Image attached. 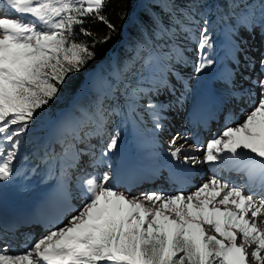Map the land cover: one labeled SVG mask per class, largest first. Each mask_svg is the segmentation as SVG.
I'll use <instances>...</instances> for the list:
<instances>
[{"label":"snow or ice","instance_id":"snow-or-ice-1","mask_svg":"<svg viewBox=\"0 0 264 264\" xmlns=\"http://www.w3.org/2000/svg\"><path fill=\"white\" fill-rule=\"evenodd\" d=\"M110 2L0 0L15 15L7 18L0 12V182H10L20 174L15 165L21 137L68 86L73 74L97 59V46L106 45L119 33L106 14ZM154 4L167 20L151 17L153 30L141 32L144 43L138 45V52L148 51L146 63L173 55L179 63L183 58L179 39L184 37L195 42L201 53L195 71L211 66L214 61L205 52L213 48L209 35L213 12L219 13L215 23H223L230 35L240 28L252 32L256 27L264 35V0H154ZM126 16L121 12L119 19ZM89 24H102L108 31L98 34ZM155 40L168 45L169 51H149ZM239 50L236 45L235 51ZM259 65L264 74V57ZM253 66L250 61L249 67ZM115 75L117 84L109 85L113 96L122 82L120 74ZM251 84L258 91L243 93L249 98L250 110L235 126L230 125L239 120L237 116L229 113L225 117L229 126L208 142L202 161L214 172L219 162L229 171L244 174L245 183L213 175L188 194L152 191L133 196L117 190L110 172L87 173L78 177L83 204L76 214L55 230L26 242L22 250L0 239V264H264V228L260 227L264 224V75ZM124 87L130 118L142 89ZM105 98L98 96L91 112L84 110L81 119L69 117L61 129L62 190L71 180L69 169L79 166L81 155L91 156L89 166L95 169L119 146L120 132L116 131L98 157L92 151L95 145L87 150L78 147L91 135L103 137L111 115H124L119 107L106 109ZM147 107L162 105L149 102ZM152 117L156 130L161 129L159 113L152 112ZM89 124L94 131L84 133ZM178 139L169 142L170 155L176 159L184 147L176 146ZM49 159L57 158L46 152L44 162ZM184 161L201 162L188 155ZM257 182L259 202L251 191Z\"/></svg>","mask_w":264,"mask_h":264},{"label":"rangeland","instance_id":"rangeland-1","mask_svg":"<svg viewBox=\"0 0 264 264\" xmlns=\"http://www.w3.org/2000/svg\"><path fill=\"white\" fill-rule=\"evenodd\" d=\"M149 1L150 0H137V9L136 10L139 11L142 7L145 6L146 2H149ZM2 6H3V9L6 10L5 12H8L6 6L3 4H2ZM137 11H135L133 14H131V16H130L131 20L137 19V13H138ZM8 13H10V12H8ZM12 14L13 15L11 17L7 16V18H15L14 13H12ZM240 29H242V28H240ZM240 29L238 30L237 33L230 35L228 33L226 27L224 25L221 26V34L220 35L222 37V40L219 43L213 44V48L211 50H207L205 52V54L209 58H211L214 61V63L211 66L206 67L200 73H197L195 71L196 67L200 63V58H201V53L198 50L196 43L188 44V42L184 38L179 39V46L183 50V58L181 60L183 61L184 67L186 68V70L182 71V72H188L186 77L185 76L181 77L182 79H184L182 84L185 82V79L187 78V81L190 82L189 85H191V88L185 89L183 92L179 91L178 92L179 95L177 94V89H176L175 99L176 100L181 99L180 102H182L186 108H189V106H193L194 104H196L195 107L197 109L194 111L202 110L203 103L206 102L207 98H210L209 96H212V98L214 100L218 101L219 98L223 97L222 94L227 93L228 89H224V88H222V91H224L223 93L216 92L217 91L216 86L219 83H222V85H224V82L226 80L225 67L229 66V64L231 63V61L233 59V55H234V52H233L230 44H232V40L235 38H237V40L239 41L240 37H242V36H246V37H248L250 35L252 36V34L248 33V31H245V30L242 31ZM241 32H242V34L238 35ZM252 33L256 36V38L258 40L260 39V42H261V39H262V37H264V35L261 34L260 28L256 27L252 31ZM124 42L125 41H123L122 43H124ZM163 45H165V44H163ZM165 46L168 48V45H165ZM126 47L128 48L129 45L126 44ZM259 47H261V50L263 53L264 52V45L259 44ZM168 51H169V48H168ZM239 53H241V51L238 53H235V55H237ZM111 57H112V63L114 66L115 65L114 64L115 51H113L111 53ZM167 60H169L170 62L177 63V59H176L175 55H173L172 59H164L161 63L159 61H157L156 63H153V66L150 70L149 79L151 78L153 80L154 75H157V74L161 75L163 78L168 77L170 79V75H169L170 73L166 72V69H165L166 67H164V66L168 65ZM230 70H231V66H230ZM241 70H243V68H241ZM116 73H119V72H116ZM99 74H101V68L100 67L95 68L93 71H91L89 73L84 84L79 89V92L76 95V97L73 99V101L75 99H77L78 97L82 96L83 94L87 93L89 88L91 89L92 92H94L96 94H100V95L109 94L108 96L112 95L111 89L109 88L110 84L103 78V76L101 78ZM107 74H109V72ZM181 75H182V73H181ZM120 76H121V74H120ZM240 78L238 76L236 78L237 79L236 81H237V83L240 81L239 85H242ZM149 79L147 81L148 83L150 82ZM122 80H123V78H122ZM160 80H161V78H160ZM174 80L175 79L172 78V81H174ZM122 82H124V81H122ZM160 83L161 82H159V84H157V87H154L155 89L149 91V94H156L157 95L156 97H153L155 99V101L158 100L156 105H158V106H161V105L164 106L165 105L166 106L167 104L169 105L168 101H167V103L164 102L166 100V98H164V97H165V94L167 93V89H165L163 91L160 90L159 93L156 91L157 89L159 90V89L163 88V85ZM116 84H117V78H116L115 85ZM177 84L180 85L181 83L178 82ZM237 85L238 84H235V87ZM242 86H244V84ZM145 87H142V88H145ZM114 96L119 98L121 103L125 104L124 109L126 110V114H127L128 119H129V123L132 127V132L129 134V136L126 140H123L122 138H120L118 148L116 150H114L113 152L109 153L108 157L106 158V163L101 164L99 167H97L95 169H93V168L88 169V171H93V172L95 171L98 174L103 173L102 169L104 170V172H108V169H109L108 165L111 164V162L116 163L120 159V157L125 158L127 155L128 147H129V150L132 154L133 164L135 166H140L141 163H143V164H145V166L149 167V164H147V162L145 160H143V158H144L143 155H145V153H146L145 151L147 150V148L153 147V146H155V147L166 146V144L163 143L159 139L162 136L160 134L162 131V128L159 130H156V128H155L154 133L152 135H149L145 132V131H148L150 125H149V122L142 123L144 120V117L141 116L144 112L143 109L137 108V105H136L135 112L131 113V117L129 118V116H128L129 109L126 106L125 101L122 99L123 97L119 94V90L115 91ZM177 96H179V98H177ZM140 99L141 100L139 101L138 105L141 106L144 103V99L143 98H140ZM173 99H174V97H173ZM73 101H72V103H73ZM173 102L174 103L171 104V108H170V110L173 113H175L177 108H180V109L183 108V106H181L179 103H176L175 101H173ZM162 103H164V104H162ZM159 108H162V107H159ZM164 111L165 110L162 108L160 113H165ZM152 112H154V111L152 110ZM186 113H187V111H186ZM171 116H173V114L170 115V113H169L168 117L170 119H171ZM172 118H174V117H172ZM243 119H244V117L241 118L238 122H242ZM162 121H163V118H161L159 122L161 123ZM179 121L184 122L185 127L186 126L189 127V123L191 122L189 117L182 119V120H181V118L180 119L179 118L173 119L172 122H171V120L167 119V122L165 121L166 126H164L165 125V123H164L163 127H165L166 131H171L170 130L171 123H177ZM236 122L237 121H235L230 126H235ZM178 124H180V123H178ZM178 124H177V126H178ZM61 125L62 124L60 123V118L56 119V120H49L48 121L47 128H46L48 133H47V136L45 139L47 140V138H49L50 142L49 141H43V143H42L40 141L39 136L35 132H33V130H31L32 132L31 131L27 132V134L25 136L21 137L22 146L19 147L18 158H17L16 165H15L16 168L19 170L20 174L15 176L10 182H0V210L5 211V212L10 213V214L16 213V212L19 213L18 211L21 208L20 205L24 206L27 203H29L28 207L34 206L36 208L38 206H41V204H43V202H44L46 205L50 204L52 206L51 210L54 211L56 215L58 214L59 211L62 210L63 207H64V209L70 208V209H68V214H70V216H71L73 214H76V209H78L82 206L83 200H82V197H80L81 195H80V191H79L80 188L78 187V177H76L71 172L70 169H69V172L71 173V180L68 181V183L65 185V187H67V190L70 193V199L72 202H70L68 200L66 189L65 188L63 190L61 189L60 185H61V180H62V173H61L59 166L55 170V174H53L50 178V179H52V181L49 183H45L46 179L43 178L42 174H38L35 172L36 178L34 175L28 176L26 174L28 172L27 168L21 162V159L23 157H25V156L29 157L31 155L36 154L37 155V157H35L36 162L39 165H42L43 162L41 159L42 157L40 155L43 154V152L46 148L52 149V152H53V149L58 148V152H61V146L62 145H61V143L58 142V139L60 138V133H61V129H60ZM179 126H181V125H179ZM84 128H85V131H84L85 133H89L88 131H90L91 129H92L91 132L94 131V128H92L91 124L85 126ZM137 128L139 129L138 132H136V130H135ZM111 131H112V125H111V118L109 117V122L106 125L105 135L103 137L97 136V135H91V138L85 139L84 142H87V141L92 139V141H89V142L91 145H95L96 147L98 146V142L101 139H103V141L105 143H108L107 141L110 140L111 135H113V133ZM177 132H179V131H177ZM197 132L198 131L196 130L195 133L197 134ZM173 135H174V137H177L176 132H173ZM173 135H172V137H173ZM56 136L59 138H56ZM180 138H182V136ZM188 139H190V138H188ZM187 141L190 142L191 140L190 141L187 140ZM80 146L81 145H78L79 148H80ZM183 146L187 147V144H185ZM102 147L103 146L99 145L97 148H94V149H99ZM206 147L207 146H203L200 149L206 150ZM193 148L187 147V148H184L183 151H186V150L190 151ZM82 149H85V147H82ZM196 149H198V148H196ZM86 156H88V155H86ZM80 158L82 159L83 156H80ZM173 159H176V158H173ZM178 159L182 160L181 158H178ZM139 160H142L141 163H139ZM150 163L152 165L156 166L157 168H159L161 171L164 167L168 166V164H167L168 162H166L163 157L156 158L154 161H151ZM142 167L144 168V166H142ZM82 169L83 168H81V170H80V168H75V172L77 171L75 174L83 172ZM82 176H84V175H82ZM207 180H209V179H207ZM72 184H74L75 188L78 189L77 191H71L72 190ZM196 185H201V184H196ZM39 186H41V188L35 192V189H37V187H39ZM117 190L124 192V190H121L119 187H117ZM195 190H196L195 188L192 189L193 192ZM145 192H148V191L147 190L144 191V189H141L138 194L145 193ZM133 193H136V192H133ZM79 197H80V199H77ZM66 198H67L68 203H66ZM35 208H30V209H35ZM71 210H73V211H71ZM70 216H67V218H64L63 220H59L57 222L58 225L52 230H55L57 227L62 226L63 223H66L67 220L70 218ZM55 224H56V222L54 223V225ZM262 225H260V227L264 228V224H262ZM52 230H50V231H52ZM47 232H49V231L42 233L40 235V237L47 234ZM18 246L21 249H23L19 243H18L17 247Z\"/></svg>","mask_w":264,"mask_h":264},{"label":"trees","instance_id":"trees-1","mask_svg":"<svg viewBox=\"0 0 264 264\" xmlns=\"http://www.w3.org/2000/svg\"><path fill=\"white\" fill-rule=\"evenodd\" d=\"M152 4V3H151ZM151 7L156 12V17H163L165 21L167 17L159 7H156L155 4H152ZM137 0H111L106 14L112 20L113 23L117 25L119 29V33L114 35L113 39L109 41L106 45L97 46V59L89 63L87 68L77 74H73L71 79L68 81V86L61 89V92L53 102L50 103L49 106L43 111L42 115L37 119L30 127V132L33 130L39 138L40 141H49L45 139L47 136V123L49 120H56L60 118V123L64 124L69 117L82 118V112L84 110L92 111L94 108V102L97 97L100 96L105 98V95L96 94L91 91L89 88L87 93L78 97L73 101L76 95L79 92V89L84 84L87 76L91 71L95 68L100 67L102 76L104 79L112 85L116 83V71L112 65V57L111 53L115 51V60L117 63V68L119 73L121 74L124 82H120L118 85L119 94L126 99V91L125 84L130 85L131 87H136V84H140L146 82L149 77V72L151 67L155 61H151L146 63L148 58V51L138 52V45L144 43L141 32H144L145 29L150 33L153 30V23L151 17H155L153 13H151L147 8L143 7L142 10L137 11ZM135 11H137V19L131 20L130 16ZM121 12L127 13V16L123 21L119 19V14ZM219 13H210L209 19L211 21L209 25V35L212 37V44L219 43L222 40L221 37V26L224 24H216V16ZM196 19H200L199 16ZM229 23L235 25L234 20H230ZM91 28L92 31L98 34H105L108 30L102 24H89L87 25ZM225 26V25H224ZM201 27H203V23L201 21ZM197 37L199 36V30L196 32ZM184 38V37H181ZM185 39V38H184ZM188 44H193L192 40L185 39ZM125 41L124 43H122ZM129 47H126V44ZM162 50L163 52H168V48L163 45V43L159 40H155L152 42L150 46H148V50L151 49ZM109 72V74H107ZM139 95V94H138ZM136 102L137 104L139 103ZM73 101V103H72ZM124 103H121L120 99L115 96H107L104 99V107L106 109H111L113 107H119V110L124 113V115H111V125H112V133L115 134L116 131L120 132V138L126 140L129 134L132 132V127L129 123V119L127 117L126 111H124ZM84 129V128H83ZM138 132V129H135ZM32 132V131H31ZM56 138H58L56 136ZM50 142V141H49ZM22 144L20 145V147ZM62 146L61 152H58V148L49 149L46 148L42 155V165H39L36 162L37 155H31L29 157L25 156L21 159V162L27 168V175H34L35 172L38 174H42L43 178L46 179L47 182H51V176L55 173L57 166L59 164V157L62 154ZM48 153L50 157H56L57 159L52 160L49 159L47 163L44 162L45 153ZM36 178V176H35ZM40 186L35 189V192L39 190Z\"/></svg>","mask_w":264,"mask_h":264},{"label":"bare ground","instance_id":"bare-ground-1","mask_svg":"<svg viewBox=\"0 0 264 264\" xmlns=\"http://www.w3.org/2000/svg\"><path fill=\"white\" fill-rule=\"evenodd\" d=\"M9 16H11V15H13L12 13H9L8 14ZM240 30H242V31H244V29L242 28V29H240ZM246 31V30H245ZM248 33H251L252 34V36L250 35V36H248V37H246V36H242V37H240V40L238 41V44L241 46L240 47V50L238 51V52H240L241 51V53H239V54H237V55H235V58H234V67H232L231 66V71L233 72V75H234V78L232 79V83H231V85H228V83H226V81L224 82V85H222V83H219L217 86H216V92H221V93H223L224 91H222V88H224V89H228V91H227V93H226V95L228 96V104L225 102V104H223L224 103V97H221V98H219L218 99V101H216V100H214L213 98H212V96H209L210 98H207V100H206V102L205 103H203V108H202V110H199V111H194V110H196L197 108L195 107L196 106V104H194L193 106H189V108H186L185 107V105L182 103V102H180V100L181 99H175V97H176V93H175V91H176V88H175V86H172L171 87V91H169L168 93H166L165 95V97H166V100L169 102V107L167 108V110H165L164 112H165V114L167 115V118H165L162 122H161V124L162 125H164V123H165V125L164 126H166V122H167V119H169V120H171V122H172V120L173 119H177V118H181V120L182 119H185V118H191V119H193V120H196V121H199V120H201V121H206V120H208V119H210L211 118V116H213L214 114H216V111H217V109L219 108V107H224L225 109H224V111H222V112H219L217 115H216V121H219L220 119H222V117H223V115L226 113V111H228V109H229V107H230V104H234L233 102H234V96H233V93H232V88L233 87H235V84H238L235 88H243V87H245V85H248L249 87H248V89L250 90H254V88H253V85L251 84V78L249 79V78H245V75H246V70L248 69V67H249V62L250 61H253L254 62V66H253V70H255V69H257V70H259V76H261V75H264V74H262L261 73V69H260V67H259V61H260V58H262V56L264 55V54H262V55H259L258 54V52H257V50H255V48H257V47H259L258 46V43H259V40L256 38V36L252 33V32H248ZM240 34H242V32L241 33H239L238 35H240ZM247 44V47L246 48H244L243 49V44ZM231 46H234L233 44H231ZM245 51H247V53L245 54ZM238 52H235V53H238ZM258 54V55H257ZM247 55H249L250 56V58H248L247 59ZM264 57V56H263ZM237 60H238V63H237ZM244 63V64H243ZM235 65H236V67L237 68H235ZM247 66V67H246ZM241 68H243V70H241ZM250 68V67H249ZM184 70H186V68H184ZM169 71V69H167V71L166 72H168ZM187 73L188 72H186V73H182V75L183 74H186L187 75ZM229 74V73H228ZM242 74V75H241ZM181 75V77H184V76H186V75H183L182 76ZM239 76V78L241 79V84L243 85L244 84V86H242V85H239V82L237 83V77ZM243 79H245V80H243ZM152 82H153V84L155 85V87H157V84H159V82H158V79H157V77H156V75H154V77H153V80H152ZM184 84V83H183ZM183 84H181L180 86H179V88L177 89V94H178V92L180 91V89L182 88V89H184L183 88V86L185 87L186 85H183ZM166 87L167 86H169V85H165ZM161 87V86H160ZM187 87V86H186ZM191 87V86H190ZM145 89L147 90V91H151V90H153V89H155L154 87H151V86H149L148 84L146 85V87H145ZM160 90H162V89H159V91ZM173 94V95H172ZM175 95V96H174ZM223 96H224V94H222ZM173 97H174V99H173ZM177 98H179V96H177ZM221 99V100H220ZM173 101H175L176 103H179L181 106H183V108H177L176 109V111H175V113H173L171 110H170V108H171V104L172 103H174ZM206 104V105H205ZM223 104V105H222ZM227 105V106H226ZM250 109H245L244 111L245 112H247V111H249ZM186 111H187V113H186ZM232 111H235V107L233 108V110ZM244 111L241 113V115H240V117H239V120L241 119V118H243L244 117ZM169 113H170V115H172L173 114V116H171V119L168 117L169 116ZM172 117H174V118H172ZM238 120V121H239ZM166 121V122H165ZM237 121V122H238ZM235 122V121H234ZM233 122V123H234ZM178 123H180V124H178ZM232 123V124H233ZM177 124H178V126H177ZM179 125H181V126H179ZM226 126H228V125H225V126H223L222 128H221V130H220V132H219V134H217L216 136H214L215 138H217L221 133H222V131L224 130V128L226 127ZM180 127V128H179ZM170 130L171 131H166V129H165V127H162V131H161V141L163 142V143H165L166 144V146H161L164 150H166L167 151V154L165 155L164 154V156H162L163 158H164V160L165 161H168V166L167 167H164L163 169H162V176H164V178H166L167 177V174H168V172H170L171 174H173V175H178V174H183L184 173V169H183V166L184 167H187V169H189V170H192L191 172H195L197 175H199L200 177H198V179H196V181H197V183H195V185L196 184H201L202 185V183H205L206 181H208L207 179H210L213 175H215L218 179H222V180H226V181H233V182H235V183H237V184H241L238 180H234V179H231V176H230V174H227V173H225L224 171H223V169H222V167L218 164V162H217V169H216V171L214 172L213 170H212V168H210L209 167V165L208 164H206V163H203L202 161H203V157H204V150L205 149H200L201 147H203V146H207V144H208V142L209 141H211L212 139H215L214 137H212L211 135H210V133H206V131L204 132V131H202V132H200L199 130H200V125L198 124H193L192 122H190L189 123V127H185L184 126V122H181V121H179V122H177V123H171V126H170ZM198 131L197 132V134L195 133V131ZM177 131H179V132H177ZM173 132H176V136H178L179 138L182 136V138H180V139H178L177 140V144H176V146L178 147V146H181V145H185V144H187V147H190V148H193L192 150H186V151H183L182 150V152L180 153V155H179V158H181L182 160H180V159H173L172 157H171V155H170V153H169V142L171 141V139L174 137V135H173ZM165 134H166V136H165ZM172 135H173V137H172ZM172 137V138H171ZM188 138H190V139H188ZM187 140H191L190 142H188ZM102 141V142H101ZM101 142V143H100ZM206 142V143H205ZM104 143V141H103V139H101L99 142H98V146L99 145H102ZM97 146V147H98ZM97 147H95V148H97ZM187 147H183V149L184 148H187ZM81 148V147H80ZM196 148H198L199 149V151L196 149ZM85 150H87V149H85ZM149 150V149H148ZM92 151H94L95 153H96V149H94V150H92ZM185 155H188V156H197L198 158H199V160L201 161L200 163H196V164H192L191 162H188V163H185V161H184V156ZM83 156V158H85V157H88V158H90V160L89 161H87V164H86V168H87V170L89 169V168H92V167H90L89 165H90V163H91V160L93 159L91 156H86V155H82ZM143 156H145L146 157V155H143ZM160 156H161V154H159L156 158H160ZM82 162V159H80V163ZM85 164V162L83 163V165ZM80 165V164H79ZM143 164H141L139 167H140V171H143ZM77 168H80L79 166L77 167ZM168 168V169H167ZM75 169V168H74ZM115 170V172H117V169H114ZM169 170V171H168ZM77 172V171H76ZM75 172V173H76ZM102 172H104V170L102 169ZM81 173H83V172H81ZM81 173H78V174H75L76 175V177L77 176H79ZM197 177V176H196ZM206 179V180H205ZM205 180V181H204ZM161 181V178H156L155 179V182L156 183H159ZM115 185H116V187H119L121 190H124V191H127L123 186H121L120 184H117V183H115ZM155 185V184H154ZM165 185H166V187L164 188V190H161V191H157V190H155L154 188L153 189H148L147 191L148 192H151V191H156V192H164L165 194H176V193H178V192H181V191H183L185 194H188V193H191V192H193L192 191V189H197L198 188V186L200 187L201 185H193V186H191V187H189L188 189H186V190H181V189H178L177 187L176 188H174V189H169V184H168V182L167 183H165ZM74 186L72 185V188H73ZM151 187V186H150ZM65 189L67 190V187H65ZM141 189H139V190H136V189H132L131 191H127V192H129L131 195H133V196H137V195H139L138 193H139V191H140ZM71 191H73V190H71ZM74 191H77L76 189L74 190ZM252 191V190H251ZM133 192H136V193H133ZM253 192V191H252ZM254 193V199L257 201V202H259V200H260V194H257V193H255V192H253ZM81 197V196H80ZM80 197L79 198H77V199H80ZM28 205H29V203H27L26 205H24V206H21L20 205V210L18 211L19 213H20V215H24L25 216V214H28V212H30V211H32V210H35L36 208L34 207V206H30V207H28ZM30 208H35V209H30ZM79 209V208H78ZM39 210H42V209H40L39 208ZM77 210V209H76ZM71 211H73V210H71ZM67 216H70V214H68L67 213ZM52 219H53V217H51ZM66 218V217H65ZM57 222L58 221H56V224L54 225V226H52L51 227V229H40V234L36 237V238H31V239H28L27 238V232L29 231V230H26V232L25 233H23L22 234V240H21V242H20V240L19 239H17L16 240V246H14L13 245V249H16V250H22L19 246L17 247V245H18V243L21 245V247L22 248H24L26 245H24V244H26V242H28V244H30L32 241H34L35 239H38L39 237H40V235L42 234V233H45L46 231H50V230H52V229H54L58 224H57ZM263 226V225H262ZM23 229H25L24 227H21L20 228V230H23ZM26 237V238H25ZM0 239H3V236L1 235L0 236ZM33 239V240H32ZM24 243V244H23Z\"/></svg>","mask_w":264,"mask_h":264},{"label":"clouds","instance_id":"clouds-1","mask_svg":"<svg viewBox=\"0 0 264 264\" xmlns=\"http://www.w3.org/2000/svg\"><path fill=\"white\" fill-rule=\"evenodd\" d=\"M146 3L149 4V5L154 4V3H153V0H150L149 2H146ZM151 3H152V4H151ZM142 8H143V7H142ZM142 8H141V9H142Z\"/></svg>","mask_w":264,"mask_h":264}]
</instances>
